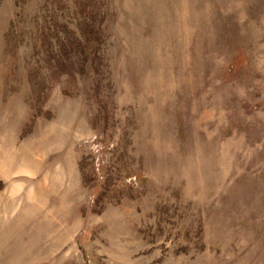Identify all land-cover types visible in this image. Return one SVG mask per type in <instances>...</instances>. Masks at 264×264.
<instances>
[{
	"label": "rangeland",
	"instance_id": "obj_1",
	"mask_svg": "<svg viewBox=\"0 0 264 264\" xmlns=\"http://www.w3.org/2000/svg\"><path fill=\"white\" fill-rule=\"evenodd\" d=\"M0 264H264V0H0Z\"/></svg>",
	"mask_w": 264,
	"mask_h": 264
},
{
	"label": "trees",
	"instance_id": "obj_2",
	"mask_svg": "<svg viewBox=\"0 0 264 264\" xmlns=\"http://www.w3.org/2000/svg\"><path fill=\"white\" fill-rule=\"evenodd\" d=\"M94 38H91V36H86V43L84 45L83 48H79V52L80 54H82V62L79 66V69H78V74L79 75H83L85 73V64L84 62L86 60H88V65H89V68L91 70L94 71V63L96 60H101L103 58V55L101 54V49L104 48V42H103V39L99 38L97 36V34H95L94 36H92ZM91 43V44H89ZM99 66V65H98ZM67 70L70 72V73H73L75 72L74 71V68L73 66H70L69 68H67ZM94 72H99L98 71H94Z\"/></svg>",
	"mask_w": 264,
	"mask_h": 264
}]
</instances>
